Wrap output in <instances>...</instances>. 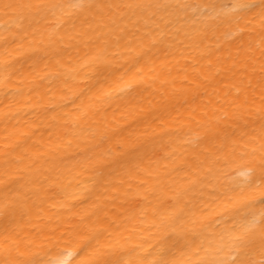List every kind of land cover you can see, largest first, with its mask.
Returning a JSON list of instances; mask_svg holds the SVG:
<instances>
[{"label":"bare ground","instance_id":"obj_1","mask_svg":"<svg viewBox=\"0 0 264 264\" xmlns=\"http://www.w3.org/2000/svg\"><path fill=\"white\" fill-rule=\"evenodd\" d=\"M0 264H264V0H0Z\"/></svg>","mask_w":264,"mask_h":264}]
</instances>
